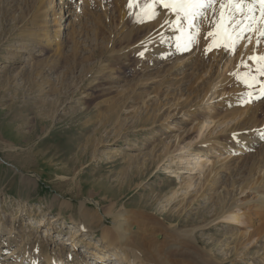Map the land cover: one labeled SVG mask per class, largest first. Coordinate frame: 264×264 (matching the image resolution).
Segmentation results:
<instances>
[{
    "label": "rangeland",
    "instance_id": "obj_1",
    "mask_svg": "<svg viewBox=\"0 0 264 264\" xmlns=\"http://www.w3.org/2000/svg\"><path fill=\"white\" fill-rule=\"evenodd\" d=\"M42 2L0 0L2 234L20 225L32 236L31 248L72 252L57 244L77 233L72 220L82 218L88 233L77 236L76 259L101 264L93 253L104 247V230L114 234L113 216L125 212L148 229L145 246L160 234L155 247L174 264H264V76L248 59L257 77L249 88L233 75L249 71L242 63L236 69V50L205 51L213 10L195 21L199 33L185 50L176 37H185L183 44L195 29L181 20L182 32L175 14L159 5L154 19L138 22L128 0H76L80 7L66 19L69 1ZM215 9L218 15L219 0ZM69 21L73 28L48 47L57 23L65 28ZM257 41L251 52L264 55V36ZM228 120L231 129L215 135ZM224 147L233 150L230 163L214 167L205 182ZM196 158L202 166L194 169ZM237 204L244 206L235 211ZM44 219L55 234L40 228ZM17 237L6 262L24 242ZM168 240L187 245L174 252Z\"/></svg>",
    "mask_w": 264,
    "mask_h": 264
},
{
    "label": "bare ground",
    "instance_id": "obj_2",
    "mask_svg": "<svg viewBox=\"0 0 264 264\" xmlns=\"http://www.w3.org/2000/svg\"><path fill=\"white\" fill-rule=\"evenodd\" d=\"M44 2V0H41ZM62 1V0H61ZM69 1V6L71 5L70 8V14H68L67 16H65L64 18H71L75 16V10L76 8H78L77 6L74 5H78V3H76V0H67ZM129 1V0H128ZM42 2V3H43ZM73 2V3H71ZM250 2V0H249ZM64 4V2H60V5L62 6ZM80 4V3H79ZM79 6V5H78ZM80 7V6H79ZM158 9V8H157ZM159 11V10H158ZM72 13V14H71ZM159 14V13H158ZM163 14V13H162ZM161 14V15H162ZM170 15V14H169ZM255 16L257 17V23L254 25V28H259L260 24H259V18H260V12H259V5L256 6V10H255ZM162 17V16H161ZM165 18H163L164 20ZM172 19V18H171ZM56 20V19H55ZM59 22L61 21L60 19H58ZM176 20V17H175ZM204 20V18H203ZM169 21V20H168ZM173 22V19L171 20ZM199 21V20H198ZM70 22V21H69ZM204 22V21H203ZM164 23V22H163ZM174 23V22H173ZM69 25L65 28L62 26L61 23H57V27L59 28L58 30H54L51 31V33H53V37L52 36H47V38H45V43L48 47L53 48V45L55 44V38L59 40V36L60 33L64 30H71L73 28V24L70 22L68 23ZM162 24V23H161ZM170 24V23H169ZM168 25V24H167ZM56 26V25H54ZM169 26V25H168ZM172 27V26H171ZM175 27V25H174ZM177 27V26H176ZM163 28V27H161ZM166 28V27H165ZM45 29H48L47 27H45ZM167 29V28H166ZM169 29V28H168ZM167 29V30H168ZM165 30V29H164ZM176 30V29H175ZM170 31V30H169ZM167 32V31H166ZM207 32V31H206ZM50 33V32H49ZM169 33V32H168ZM188 33V32H186ZM163 34V33H162ZM177 34V33H176ZM176 34H174V38L177 36ZM179 34V33H178ZM185 34V33H184ZM183 34V35H184ZM164 35H166L164 33ZM169 35V34H168ZM181 35V34H180ZM178 35V36H180ZM183 35H181L182 37H184ZM186 35V34H185ZM245 35H247L246 38L240 40L237 48H236V55L235 58L237 56V63H236V69L239 68V64H241V61L243 60L245 63L248 62V57L249 55H256L255 48L253 50V53L255 51V54H253L251 51L254 47V44L256 43V41L258 40V37L260 36L258 31H250V32H245ZM170 37V36H168ZM167 37V38H168ZM172 37V36H171ZM248 37H251V42L248 41ZM166 38V39H167ZM177 38V37H176ZM185 38V37H184ZM182 38V39H184ZM204 38V36H203ZM43 39H39L38 41H42ZM163 41H166L164 38L162 39ZM161 40V41H162ZM168 40V39H167ZM171 39H169L170 41ZM176 41V40H175ZM261 42V41H260ZM259 42V43H260ZM264 42V41H263ZM39 43V42H38ZM173 43H175L173 41ZM178 43V41L176 42ZM207 43V42H206ZM58 44H60V40L58 41ZM56 44V45H58ZM262 45V44H261ZM171 47V46H170ZM202 47L203 44H202ZM258 47V46H257ZM261 47V46H260ZM173 48V47H172ZM191 48V47H190ZM259 49V47H258ZM257 49V50H258ZM263 49V48H262ZM260 51V50H259ZM169 52V51H168ZM161 53V52H160ZM192 53V52H190ZM262 50H261V54H262ZM188 54V53H187ZM203 54V53H202ZM225 54V53H224ZM258 54V53H257ZM161 55H163V53L161 54H157V57H161ZM184 55V54H183ZM218 55V54H217ZM223 55V53H222ZM221 55V56H222ZM182 56V55H181ZM189 56V55H188ZM228 56V55H227ZM231 56V55H229ZM163 57V56H162ZM215 57V56H214ZM166 58V57H165ZM184 58V57H182ZM186 58V57H185ZM216 58H218V56H216ZM161 59V58H160ZM179 59V58H178ZM215 59V58H214ZM220 59V56H219ZM225 59V58H224ZM233 59V58H232ZM184 60V59H183ZM217 60V59H216ZM226 60V59H225ZM228 60V59H227ZM230 61V60H228ZM185 62V61H184ZM189 62V61H188ZM187 62V64H188ZM218 62V61H217ZM220 62V61H219ZM225 62V61H224ZM191 63V62H190ZM235 63V62H234ZM227 64V63H226ZM229 64V63H228ZM180 66V63L178 64ZM190 65V64H189ZM186 66V65H185ZM243 66V65H242ZM188 67V66H187ZM186 67V68H187ZM241 67V66H240ZM179 68V67H178ZM185 69V67H183ZM228 68V67H226ZM176 69V68H175ZM245 69V68H244ZM247 69V68H246ZM177 70V69H176ZM180 70V69H179ZM183 70V69H182ZM221 70V69H220ZM249 70V69H248ZM245 71V70H244ZM174 72V70L172 71V73ZM221 71H219L220 73ZM178 73V72H177ZM180 73V72H179ZM236 73V72H234ZM232 75V74H231ZM224 78V77H223ZM222 78V79H223ZM217 79V78H216ZM225 81V80H224ZM229 81V80H227ZM226 81V82H227ZM223 82V81H222ZM219 82L217 83L218 86ZM223 84V83H222ZM228 84V83H227ZM226 84V85H227ZM225 86V85H223ZM217 88V87H216ZM220 89V88H219ZM220 91V90H219ZM263 96V95H262ZM214 98V97H213ZM232 100V99H231ZM235 100V99H234ZM234 104V103H232ZM237 106L235 107V109H238V111L243 112L246 111V107H244L243 105H238L237 103H235ZM242 104V103H241ZM235 106V105H234ZM234 109V108H233ZM225 122V121H224ZM231 122L230 120L226 121V127H223L222 125H224V123L222 122L221 124H219L216 129H218L219 127H223V131L221 128V131L215 135H221L224 133V128H227L226 131L229 129H231ZM207 124V123H206ZM211 124V123H209ZM208 124V125H209ZM207 125V126H208ZM217 125V124H216ZM206 125L203 124V128ZM202 127V126H201ZM209 127V126H208ZM215 128V127H214ZM214 130V131H218V130ZM213 131V130H212ZM213 131V133H214ZM233 131V130H232ZM231 131V132H232ZM247 131V130H246ZM203 133L200 132V135H202ZM222 136V135H221ZM234 136L232 139L235 141V138L238 139V137H235L237 135H232ZM240 141V140H237ZM247 141V140H246ZM236 142V141H235ZM246 143V142H245ZM207 144V143H206ZM249 144V142H247L245 145ZM236 147V146H234ZM223 151V152H222ZM220 153L215 157V161L211 162V167L213 170H210V172L208 173V176L206 178L205 182H208V178L213 174L214 172V167L218 166V168H220L221 166L224 167V165H227L228 163H230V156L231 153L233 154V150H229L226 149V147H224L221 151H219ZM222 152V154H221ZM233 158V157H232ZM197 162L195 163V167L194 169L199 168L200 166H202L201 162H199L200 158H196L195 159ZM232 160V159H231ZM213 164V166H212ZM220 164V167H219ZM191 181V180H190ZM204 182V183H205ZM189 183V181H188ZM28 186V185H27ZM32 186V185H29ZM191 187V184L189 185ZM34 187V186H32ZM201 188H204V184ZM258 198H261L263 195L262 193H257ZM58 201V200H56ZM96 206L98 207L99 205L96 203ZM244 205H235L234 207H232L233 210H237L239 211L241 209V207ZM87 207L84 203L80 204V208H84L83 210L87 211L86 208ZM1 210V207H0ZM232 211V210H231ZM82 214V213H81ZM80 214V215H81ZM127 213L125 212H119L117 214H115L113 216V224H112V229L114 230V234H110L108 233L106 230H104L103 233V240L105 241L104 243V247L98 249L97 251H95L93 253L94 259L97 260L98 263L104 264V263H109V264H117V262H119V264H174L172 263V261L167 258V256H163L162 254L159 253V251L157 250V248L155 247V239L160 238V234L156 235V236H152L150 238H152V243L151 245L145 246L144 244H142V242L140 240H142L144 237L147 238V236L149 235V231L146 228H141L138 224L136 223H132L131 219L130 221H128V217H127ZM230 218H232L233 221H239V219L236 217V215L234 214V212L231 214L230 212ZM235 216V217H233ZM132 217V216H131ZM18 214L15 215V219L14 222L16 221V219H18ZM134 221V220H132ZM137 221V220H135ZM134 221V222H135ZM91 222V221H90ZM72 224L74 226L78 227V231L77 233L74 234V236H70L69 238H67L66 242H60L57 244V247H62L67 246L70 247L72 246V252L66 251L65 253L61 252L59 254L56 253V251H51L49 252L47 249H45V246H42L40 243L38 245V247H34L31 248L30 244L33 242L32 241V236L30 234L29 231H25V228L18 225L15 228H12L10 231V236H7V234H2L3 232H5L6 230V223H4L2 221V218L0 217V264H89L87 263L86 259L83 258L82 261H78L76 259L77 254H74L75 251H78V238L77 236H81L83 233H88V230L86 228V222L84 220H82V218L80 219H73L72 220ZM40 228H46L48 231H46L47 233H53L55 234L57 232V228L53 225L52 222H50L49 220H42L39 222ZM23 232V233H21ZM22 234L23 238H24V242L27 241V243L21 242V245H16L14 247V251L11 253V257H9V259L11 258V262H6L5 255L7 253H9L10 248L12 249V245H14L16 243V241L18 240V235ZM7 236V238H6ZM162 239V238H160ZM159 239V242H160ZM48 240H49V245L56 247V243L55 241L51 240V236L48 235ZM167 242V239H165V242H162L163 244H165ZM24 243V244H23ZM169 243V249L173 250L174 252H179L181 250V248H185L187 244L185 243H180L178 242V240H168ZM103 245V244H102ZM190 245V244H188ZM63 246V247H64ZM123 247L122 252L120 253V250H116L115 252L113 250H115L116 247ZM77 248V250H76ZM45 250H47L46 254H44ZM63 251V250H62ZM181 254L183 256L187 255V252H181ZM166 259H165V258ZM116 258V259H113ZM42 260V261H41ZM3 261V262H1ZM121 262V263H120Z\"/></svg>",
    "mask_w": 264,
    "mask_h": 264
},
{
    "label": "snow or ice",
    "instance_id": "obj_3",
    "mask_svg": "<svg viewBox=\"0 0 264 264\" xmlns=\"http://www.w3.org/2000/svg\"><path fill=\"white\" fill-rule=\"evenodd\" d=\"M218 0H129L127 7L130 14H134L138 18V22L154 19L157 15V5L169 10L176 16V23L179 30L183 32L185 28L183 20L188 29H195V33L189 32L186 36V42L181 44V37H177L178 47H183L185 50L188 44L192 43L195 35L199 33V24L195 23L199 18L205 16L206 9H212L214 18L210 22L213 25V30L207 32L208 37H212V42L208 45L205 51H210L213 48L223 47L226 51L234 53L240 40L244 39L245 32L258 31L261 36H264V0H219V13L216 14L215 5ZM259 5V28H254L257 23L255 16L256 6ZM138 8L139 11L132 13L133 8ZM251 42V37H248ZM259 43V41H257ZM142 56L143 53H140ZM249 60L256 63L255 72L260 76H264V55L249 56ZM244 67L249 68L248 72L243 74L233 73L237 80L244 83L247 87H253V83L257 81V77L252 74V69L243 60L241 61ZM264 83V82H262ZM261 95H264V88H261ZM251 96V93H248ZM246 103L248 101H245Z\"/></svg>",
    "mask_w": 264,
    "mask_h": 264
}]
</instances>
